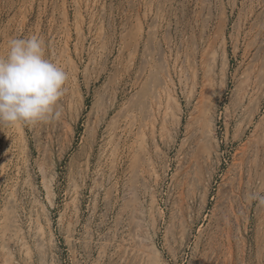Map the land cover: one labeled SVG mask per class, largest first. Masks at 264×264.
I'll return each mask as SVG.
<instances>
[{"label": "rangeland", "instance_id": "rangeland-1", "mask_svg": "<svg viewBox=\"0 0 264 264\" xmlns=\"http://www.w3.org/2000/svg\"><path fill=\"white\" fill-rule=\"evenodd\" d=\"M31 34L68 79L0 123V264H264V0H0Z\"/></svg>", "mask_w": 264, "mask_h": 264}, {"label": "clouds", "instance_id": "clouds-1", "mask_svg": "<svg viewBox=\"0 0 264 264\" xmlns=\"http://www.w3.org/2000/svg\"><path fill=\"white\" fill-rule=\"evenodd\" d=\"M64 68L45 58L43 40L36 34L10 38L0 55V123L35 124L59 119L57 104L65 91ZM250 199L264 206V195Z\"/></svg>", "mask_w": 264, "mask_h": 264}, {"label": "bare ground", "instance_id": "bare-ground-1", "mask_svg": "<svg viewBox=\"0 0 264 264\" xmlns=\"http://www.w3.org/2000/svg\"><path fill=\"white\" fill-rule=\"evenodd\" d=\"M21 132V131H20Z\"/></svg>", "mask_w": 264, "mask_h": 264}]
</instances>
